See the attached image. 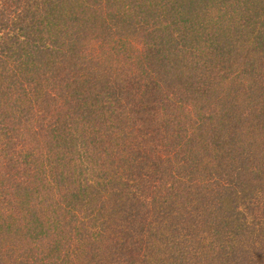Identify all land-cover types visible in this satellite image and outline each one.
<instances>
[{"label":"trees","instance_id":"obj_1","mask_svg":"<svg viewBox=\"0 0 264 264\" xmlns=\"http://www.w3.org/2000/svg\"><path fill=\"white\" fill-rule=\"evenodd\" d=\"M0 264H264V0H0Z\"/></svg>","mask_w":264,"mask_h":264}]
</instances>
